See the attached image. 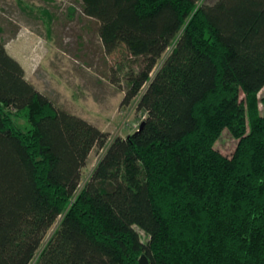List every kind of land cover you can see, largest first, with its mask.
<instances>
[{"label":"trees","instance_id":"16d2710c","mask_svg":"<svg viewBox=\"0 0 264 264\" xmlns=\"http://www.w3.org/2000/svg\"><path fill=\"white\" fill-rule=\"evenodd\" d=\"M203 1L83 0L109 53L144 60L123 99L140 96L144 127L111 143L0 34V264H264V0Z\"/></svg>","mask_w":264,"mask_h":264},{"label":"rangeland","instance_id":"374dc122","mask_svg":"<svg viewBox=\"0 0 264 264\" xmlns=\"http://www.w3.org/2000/svg\"><path fill=\"white\" fill-rule=\"evenodd\" d=\"M99 29L100 22L84 13L83 0H0L1 37L9 54L24 67L27 80L57 107L107 132L111 143L117 136L127 137L138 131L147 117L138 107L140 96L131 103H123L129 78L140 72L144 60L133 57L124 47L109 53ZM173 47L163 55L152 77L164 65ZM259 107L264 115V106ZM18 123L27 126L22 119ZM237 143L226 129L215 148L232 156ZM105 151L96 147L90 154L83 169L81 188ZM58 224L49 232L43 246ZM140 232L147 241L145 232Z\"/></svg>","mask_w":264,"mask_h":264},{"label":"water","instance_id":"95a60500","mask_svg":"<svg viewBox=\"0 0 264 264\" xmlns=\"http://www.w3.org/2000/svg\"><path fill=\"white\" fill-rule=\"evenodd\" d=\"M143 127H144V122L142 123V125L138 131H140ZM139 264H150L149 259L145 254L141 256V258L139 260Z\"/></svg>","mask_w":264,"mask_h":264}]
</instances>
